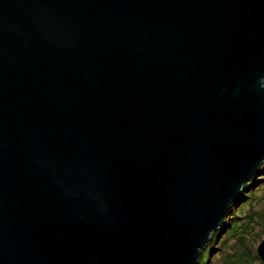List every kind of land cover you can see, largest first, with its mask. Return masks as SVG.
Masks as SVG:
<instances>
[{
    "label": "water",
    "instance_id": "95a60500",
    "mask_svg": "<svg viewBox=\"0 0 264 264\" xmlns=\"http://www.w3.org/2000/svg\"><path fill=\"white\" fill-rule=\"evenodd\" d=\"M263 164L264 0H0V264H199Z\"/></svg>",
    "mask_w": 264,
    "mask_h": 264
},
{
    "label": "trees",
    "instance_id": "16d2710c",
    "mask_svg": "<svg viewBox=\"0 0 264 264\" xmlns=\"http://www.w3.org/2000/svg\"><path fill=\"white\" fill-rule=\"evenodd\" d=\"M260 181L264 183L262 170L256 175L255 182H259L258 188L261 187L259 190L263 191ZM252 189L250 183L248 186L246 185L245 194L240 196L231 209L236 214H234L235 218L230 221V228L225 234V239L222 244L214 242L215 246L222 245L220 250L211 255L213 249L203 257L200 264H208L212 260L216 264L217 262L218 264H260L261 260L257 253L256 244L264 239V199L262 202L260 194H254ZM252 202L262 207L259 209L256 205L252 207ZM218 239L219 237H215L214 241Z\"/></svg>",
    "mask_w": 264,
    "mask_h": 264
},
{
    "label": "rangeland",
    "instance_id": "374dc122",
    "mask_svg": "<svg viewBox=\"0 0 264 264\" xmlns=\"http://www.w3.org/2000/svg\"><path fill=\"white\" fill-rule=\"evenodd\" d=\"M264 164L261 166V169L260 170H262L263 171V173H264ZM255 178H256V176L255 177H253L252 178V180L250 181V184L252 185V190H254V194H260V198H261V200H262V202H263V199H264V183H262L261 181H260V184H261V186L263 187V191H260L261 189V187L260 188H258L259 187V182L258 183H256L255 182ZM249 184V183H248ZM248 184H247V186H248ZM256 188H258V189H256ZM260 189V190H259ZM245 192V190L242 192V195L243 194H245L244 193ZM241 195V196H242ZM259 196V195H258ZM252 207H254L256 204L255 203H253L252 202ZM257 206V209H259L260 207H262V206H258V205H256ZM245 209H246V206H245ZM236 212V211H235ZM234 214H236V213H233V211L231 210L229 213H228V215L226 216V219H225V223H224V226H223V231H222V234L220 235V234H214V238L213 239H215V237H218V235H220V237H219V239L217 240V241H212V243H211V245H212V250L214 251V253H217V251L218 250H220V248H221V246L222 245H220V246H215L214 245V242H220L221 244H222V242H223V240L225 239V234H226V232H227V230L230 228L229 226H230V221H231V219H234L235 218V215ZM233 217V218H232ZM237 217V216H236ZM233 242V241H232ZM231 242V243H232ZM260 242V241H259ZM259 242L256 244V248H257V245L259 244ZM231 251H233V250H231ZM211 258H212V256H211ZM201 259V258H200ZM200 264V263H199ZM208 264H216V262L215 261H210V263H208ZM217 264H218V262H217Z\"/></svg>",
    "mask_w": 264,
    "mask_h": 264
},
{
    "label": "flooded vegetation",
    "instance_id": "af4514ba",
    "mask_svg": "<svg viewBox=\"0 0 264 264\" xmlns=\"http://www.w3.org/2000/svg\"><path fill=\"white\" fill-rule=\"evenodd\" d=\"M216 234H220V232H218V233H216ZM218 237H219V235H218ZM213 240H214V239H213ZM211 243H212V242L209 243L207 249L203 252V254H202V256H201V259H200V263L202 262L203 257H204L205 255L209 254V252L212 251V245H211ZM260 260H261V259H260ZM260 264H264L262 260L260 261Z\"/></svg>",
    "mask_w": 264,
    "mask_h": 264
},
{
    "label": "bare ground",
    "instance_id": "6f19581e",
    "mask_svg": "<svg viewBox=\"0 0 264 264\" xmlns=\"http://www.w3.org/2000/svg\"><path fill=\"white\" fill-rule=\"evenodd\" d=\"M221 235V234H220ZM220 237V236H219Z\"/></svg>",
    "mask_w": 264,
    "mask_h": 264
}]
</instances>
